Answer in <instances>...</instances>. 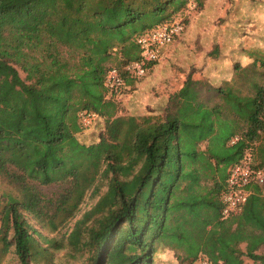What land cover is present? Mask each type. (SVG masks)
Masks as SVG:
<instances>
[{"label": "trees", "instance_id": "trees-1", "mask_svg": "<svg viewBox=\"0 0 264 264\" xmlns=\"http://www.w3.org/2000/svg\"><path fill=\"white\" fill-rule=\"evenodd\" d=\"M190 1L0 0V178L15 189L0 195V260L13 246L19 264L65 248L84 264H153L165 250L183 264H264V186L221 216L230 168L250 153L264 169V54L234 66L246 91L188 76L161 117L119 116L104 87L139 58L136 39ZM81 111L103 122L95 138ZM35 184L61 189L47 198ZM87 198L59 240L26 218L54 233Z\"/></svg>", "mask_w": 264, "mask_h": 264}, {"label": "rangeland", "instance_id": "rangeland-1", "mask_svg": "<svg viewBox=\"0 0 264 264\" xmlns=\"http://www.w3.org/2000/svg\"><path fill=\"white\" fill-rule=\"evenodd\" d=\"M173 18L184 21L183 33L165 48L143 77L127 78L121 95L114 99L119 116H163L166 100L182 87L188 76L214 88L234 80L236 86L246 91L243 81L236 79L234 66L249 65L253 60L249 57L251 52L264 54V0H203L201 8L185 10ZM258 81L264 83L262 79ZM102 129L101 121L84 131L95 138ZM35 186L47 198L55 197L61 189L59 184ZM5 193L14 194L15 189L0 178V195ZM96 199L87 198L74 219L54 233L42 228L31 216L26 218L43 236L59 240ZM258 253L264 254V247ZM154 258L153 264H183L167 250L157 252ZM244 261L251 264L247 258ZM0 264H19L13 246ZM53 264L84 262L71 258L65 248L54 252Z\"/></svg>", "mask_w": 264, "mask_h": 264}, {"label": "built area", "instance_id": "built-area-1", "mask_svg": "<svg viewBox=\"0 0 264 264\" xmlns=\"http://www.w3.org/2000/svg\"><path fill=\"white\" fill-rule=\"evenodd\" d=\"M193 1L187 4L186 11L194 10ZM182 19L163 24L151 31L140 35L135 44L139 50V58L127 63L121 69L110 68L104 79V87L109 97H119L127 78H141L148 65L159 60L162 50L179 38L184 31ZM123 73L126 75L123 76ZM79 122L84 129L91 128L101 122L99 116L91 111H81ZM264 186V169L259 167L250 153L230 168L226 179L225 192L221 196V216L228 218L240 214L251 193V187ZM192 264H210L206 259H198Z\"/></svg>", "mask_w": 264, "mask_h": 264}, {"label": "crops", "instance_id": "crops-1", "mask_svg": "<svg viewBox=\"0 0 264 264\" xmlns=\"http://www.w3.org/2000/svg\"><path fill=\"white\" fill-rule=\"evenodd\" d=\"M164 50H165V49L162 50L161 55L163 54V51H164ZM151 67H152V66H151ZM151 67L149 66V68L147 69V71H148ZM166 102H167V100H166ZM84 134H85V131H84ZM85 135H87L88 137L90 136V135H88V134H85ZM85 135H84V136H85ZM97 135H98V133H97Z\"/></svg>", "mask_w": 264, "mask_h": 264}]
</instances>
